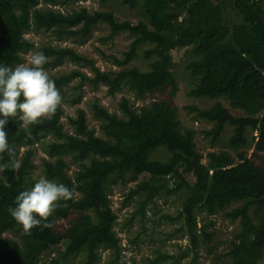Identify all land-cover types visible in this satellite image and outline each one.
I'll return each mask as SVG.
<instances>
[{
	"label": "trees",
	"instance_id": "1",
	"mask_svg": "<svg viewBox=\"0 0 264 264\" xmlns=\"http://www.w3.org/2000/svg\"><path fill=\"white\" fill-rule=\"evenodd\" d=\"M83 1L0 0V65L14 68L23 62V54L42 51L48 57L44 68H54L63 60L88 68L89 74L71 69L50 76L61 96L63 87L78 79L72 87L75 91L72 104L79 102V90L85 83L104 86L108 96L126 89L141 99L165 88L175 94L171 50L188 49L196 57L186 65L194 81L189 95L205 99L223 97L234 109L219 102L207 109H195L198 118L212 124L208 131L212 140L222 134L225 126L231 127L226 140L229 151L209 152L203 163L202 155L195 149L194 132L179 130L176 109L165 101H150L134 109L127 98L121 97L118 114L93 103L92 115L99 122L102 136L88 128L81 109L76 110L74 118L67 117L70 133L63 129L61 106L50 118L27 128L10 117L5 131L21 166L0 173V264H37L41 257H46L45 264H66L81 252L87 257L86 264H94L100 247L112 249L116 257L118 239L112 231L115 216L106 184L116 180L136 181L140 176L136 188L130 191L144 194L140 209L161 191L165 195L186 192L178 218L182 219L179 230L187 246L178 256L170 258L178 262L190 254L188 264H197L200 244L211 238L204 225L198 226L197 211L213 215L238 200L264 203V164L254 163L246 154L250 143L254 153H264V5L260 0H141L147 23L135 24L117 21L110 11L88 12L84 7L69 11L54 9L57 5ZM120 2L129 9L138 5V0ZM225 3L239 17L236 22L224 19ZM98 23L108 27L109 38L122 32L133 37L123 59H113L117 65L128 63L139 44H151L143 53L147 58L154 57L148 71L135 68L101 71L70 48L50 45L34 48L23 36L32 30L50 32L57 40L85 38ZM47 135L53 140L46 146L47 156L52 159L44 163L46 176L79 193L75 201L57 202L49 220L55 221V215L69 209L77 212L78 217L62 234L40 226L26 234L8 209L15 207L17 195L27 190L24 177L32 167L30 147ZM159 149L168 154L165 160L152 158ZM3 155L0 163L8 160L7 153ZM94 155L99 160L81 163ZM64 157L79 165L73 178L64 172L67 166ZM231 216L234 218L236 214ZM262 249L264 221L253 241L247 240L244 247L233 243L227 256L231 258L230 264H244L250 254Z\"/></svg>",
	"mask_w": 264,
	"mask_h": 264
},
{
	"label": "rangeland",
	"instance_id": "2",
	"mask_svg": "<svg viewBox=\"0 0 264 264\" xmlns=\"http://www.w3.org/2000/svg\"><path fill=\"white\" fill-rule=\"evenodd\" d=\"M264 5V0H260ZM84 7L88 12L92 11H110L114 18L119 21H128L135 24L138 21L147 23L142 15L141 0L134 9H129L123 5L120 0H85L78 3H65L57 5L54 9L60 11H69ZM224 19L228 22H236L239 17L225 3L223 10ZM24 38L33 43L34 48L50 45L53 47H67L76 54L84 57L94 63L101 71L129 70L135 68L139 71H148L149 65L154 57H145L144 51L151 47V44L142 43L135 49V54L131 60L123 65H117L113 59L122 60L124 53L128 50L129 43L133 37L122 32L109 38L108 27L105 24L98 23L92 29L91 34L85 38H67L57 40L50 32H34L28 30L24 33ZM28 53V52H27ZM23 54V62L26 61V54ZM172 66L171 72L176 82L177 91L171 95L168 88L162 91H155L139 99L132 96L126 89L116 92L114 96L106 94L104 86L93 87L85 83L79 90L80 100L76 104L70 101L75 95L72 87L78 82V79H72L67 86L63 87L61 108L63 111L61 123L66 132H71L67 123V117L74 118L77 109H81L85 114L86 123L89 129L102 136L98 124L93 117L91 105L93 103L103 106L109 112L119 113L117 106L121 97L128 99L131 106L137 109L141 105L148 104L150 101H165L169 107L176 109V117L179 121V130H192L194 132L193 142L195 149L202 155V162L206 161V154L209 152H219L228 150L226 140L231 134V127L225 126L222 134L212 140L208 133L212 124L196 116L197 110L207 109L219 102L224 107L234 110L226 99H205L194 98L189 95V90L193 88L194 81L186 69V65L194 61L196 57L188 52V49L177 48L171 50ZM71 69H77L80 72L89 74L86 66L76 65L67 60L61 61L54 68H45L49 76H55L60 73H67ZM19 121V118H14ZM21 121L19 126L21 127ZM248 135V134H247ZM254 135V134H253ZM53 140L50 135L39 138L30 147L32 156L30 162L31 169L27 171L24 177V189L30 190L35 182L41 177L49 179L45 174L44 163L52 161L47 156L46 146ZM21 151V149L19 150ZM247 157L256 164H264V153H254L252 144L247 149ZM168 154L159 149L152 155L153 159L165 160ZM66 167L64 172L70 178H73L78 170V163L70 160L69 157L63 158ZM92 159L99 160L96 155L85 158L81 163L89 164ZM152 160V159H151ZM237 162V161H236ZM141 176L136 181L116 180L108 182L106 191L110 201V209L115 218L112 223V231L118 239V255L115 257L112 249L100 247L97 249L98 258L94 264H188L191 255L174 262L170 257L178 256L187 246V240L184 234L179 230L182 219L178 218L182 208V203L186 197L183 190L178 193L165 195L160 192L153 197L143 209H140V203L144 199V194L130 193L136 188ZM50 180V179H49ZM79 198V193L74 190L73 200ZM243 209V211H240ZM90 214L89 212H86ZM236 214L233 218L231 215ZM78 217V213L73 210H67L55 215L54 231L62 234L69 227L71 222ZM196 220L198 226L204 225L206 232L211 235L206 244H200L198 249L197 264H230L231 258L227 253L231 250L233 243L244 247L246 241H253L256 237L259 225L264 221V203L256 204L251 200H238L229 203L223 210L217 211L213 215H206L202 211H197ZM85 253H78L72 256L66 264H86ZM46 257H41L37 264H45ZM244 264H264V249L250 254Z\"/></svg>",
	"mask_w": 264,
	"mask_h": 264
},
{
	"label": "clouds",
	"instance_id": "3",
	"mask_svg": "<svg viewBox=\"0 0 264 264\" xmlns=\"http://www.w3.org/2000/svg\"><path fill=\"white\" fill-rule=\"evenodd\" d=\"M48 57L42 51H29L26 61L14 68L0 65V161L7 153V162L0 163V173L18 169L16 148L8 142L5 125L8 118H19L21 127H29L50 118L62 103V96L55 81L50 78L44 65ZM74 190L41 176L30 190L21 191L15 199V207L8 212L22 226L26 234L34 227L51 229L57 202L71 200Z\"/></svg>",
	"mask_w": 264,
	"mask_h": 264
}]
</instances>
